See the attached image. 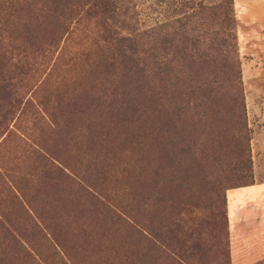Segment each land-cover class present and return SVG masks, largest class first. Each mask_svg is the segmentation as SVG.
Wrapping results in <instances>:
<instances>
[{
  "label": "rangeland",
  "instance_id": "obj_1",
  "mask_svg": "<svg viewBox=\"0 0 264 264\" xmlns=\"http://www.w3.org/2000/svg\"><path fill=\"white\" fill-rule=\"evenodd\" d=\"M220 2L0 0V264H264V0Z\"/></svg>",
  "mask_w": 264,
  "mask_h": 264
},
{
  "label": "trees",
  "instance_id": "obj_2",
  "mask_svg": "<svg viewBox=\"0 0 264 264\" xmlns=\"http://www.w3.org/2000/svg\"><path fill=\"white\" fill-rule=\"evenodd\" d=\"M230 4H231V0H221L220 3L208 8L207 10H209V17H211L212 21L217 22L218 24H221V28L224 27V25H228L232 22V17H231V9H230ZM220 28L221 32L222 29ZM229 36V34H226V37ZM222 42L221 46H226V42H224L223 39L220 40ZM170 64V63H169ZM200 69L204 68L202 65H198ZM168 66H166V71H167ZM155 71L153 72V80L152 83L154 86H152L153 91H155V95L158 94L157 90L159 89V85H160V79H161V66L157 65L155 67ZM165 70L163 69V72ZM197 73V71H196ZM161 99V98H159ZM167 102L169 99H166ZM157 100H153L150 99V105H151V110L153 109V112H151L152 117L150 118L151 115H145L144 118H147L146 120L144 119L143 122H150V127L152 128L153 131H158V133L156 136V133L154 135V140L155 142H159L161 138V132H160V128L161 125L165 124V125H170L173 122V118L170 115H168V113L163 114L162 111V107L161 105H159V103H157ZM161 115H164L161 119ZM152 134V132H151ZM166 136V135H165ZM164 152L167 153V151L164 150ZM190 152V151H189ZM143 160H141L142 162ZM150 160L147 161V163H143V165L141 166V171H140V175H139V181L142 184H145V191H149L152 192V176H153V172L155 173L154 167L152 168L153 171L150 168ZM155 181V179H154ZM85 194L87 195V198L90 199H95V195L93 193H88L85 190ZM115 204V207L118 208L119 206ZM100 211H98V214L101 215L102 217H104V220L108 223V224H117L118 229H121L122 231L127 232L131 237L137 238L136 242L139 244L140 246V250L142 252V257L145 260L146 258H151L150 253H151V249H152V244H150L149 242V237H147L148 235V230L146 229V225L144 224V222L146 221L144 218H140L143 217V215H138V214H134V216L129 215L131 217H133L132 223H130V219L127 220L125 218H122L121 215L117 214L114 209L112 208H105L106 210L104 211L101 207H100ZM119 210H121L120 208H118ZM123 210V209H122ZM121 210L122 213H124ZM104 211V212H103ZM125 214V213H124ZM126 215V214H125ZM128 217V216H127ZM138 217V218H136ZM124 227V228H123ZM149 227V226H148ZM147 234V235H145ZM150 256V257H149Z\"/></svg>",
  "mask_w": 264,
  "mask_h": 264
}]
</instances>
